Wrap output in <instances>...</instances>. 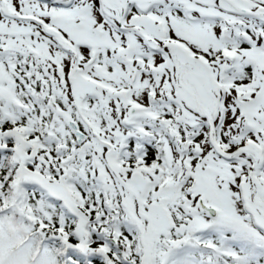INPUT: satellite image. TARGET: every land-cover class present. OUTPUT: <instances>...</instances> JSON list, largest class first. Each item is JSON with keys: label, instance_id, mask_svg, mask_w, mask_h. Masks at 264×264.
Segmentation results:
<instances>
[{"label": "snow or ice", "instance_id": "obj_1", "mask_svg": "<svg viewBox=\"0 0 264 264\" xmlns=\"http://www.w3.org/2000/svg\"><path fill=\"white\" fill-rule=\"evenodd\" d=\"M0 264H264V0H0Z\"/></svg>", "mask_w": 264, "mask_h": 264}]
</instances>
